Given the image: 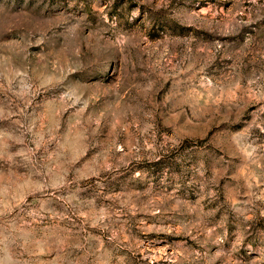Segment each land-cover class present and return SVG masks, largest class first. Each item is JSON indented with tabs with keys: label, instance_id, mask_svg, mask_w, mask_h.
<instances>
[{
	"label": "rangeland",
	"instance_id": "374dc122",
	"mask_svg": "<svg viewBox=\"0 0 264 264\" xmlns=\"http://www.w3.org/2000/svg\"><path fill=\"white\" fill-rule=\"evenodd\" d=\"M0 264H264V0H0Z\"/></svg>",
	"mask_w": 264,
	"mask_h": 264
}]
</instances>
